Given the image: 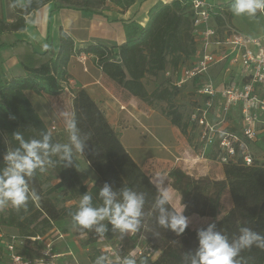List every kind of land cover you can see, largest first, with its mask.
<instances>
[{"label": "trees", "instance_id": "16d2710c", "mask_svg": "<svg viewBox=\"0 0 264 264\" xmlns=\"http://www.w3.org/2000/svg\"><path fill=\"white\" fill-rule=\"evenodd\" d=\"M135 1L23 0L21 5L18 0H9L14 17L10 21L4 20L0 8V37L24 31L27 26L26 17L48 3L54 4V10L71 9L98 14L106 2H111L124 11ZM213 1L226 11L229 23L238 28L233 23L231 11L235 0ZM191 3L192 0H173L169 4L159 1L149 10L148 21L144 26L135 21L123 24V44L117 46L96 43L79 50L96 57L104 78L116 84L126 95V100L134 98L147 105L165 102L167 108L163 114L182 134L187 131L189 121L183 119L182 113L172 102L179 88L170 78H166L164 86L160 88L157 85L153 91L148 92L143 80L147 75L166 74L169 70L178 72L192 61L198 46L193 34ZM215 21L221 27V19L215 17ZM2 48L11 49L19 57L24 76L8 79L0 74V175L10 166L5 159L7 154L18 149L23 152L20 141L15 138L17 133L25 142H43L44 136L48 135L47 155L43 151L38 154L55 173L59 182L51 186L47 194L62 190L69 201L89 194L94 208L104 206L99 192L105 184L117 193L118 202H123L122 192L125 189L142 195L144 204L141 216L138 217L140 223L130 239L133 245L142 240L147 246L136 255L135 264H192L199 248V231H206L213 224L216 226L214 231L226 236L230 243L239 237L242 228H249L264 237V165L255 162L246 165L242 150L235 146V155L222 164L224 179L221 181L193 178L179 168L169 170L167 177L181 196L184 213L211 219L202 227L191 229L187 226L183 233L176 234L170 227L159 224L157 200L161 193L151 177L125 150L119 133L110 126L95 101L85 90L77 89L71 92L72 115L69 122L75 123V134L85 145L83 152L79 153L97 177L90 187L84 185L79 179V164L73 152V163L66 167L68 161L62 159L66 144L54 138L25 94L26 91H32L37 96L53 98L64 93L68 78L66 68L75 54L72 38L60 28L58 50L54 51L49 44V49L43 54L36 52L26 41L0 38V49ZM197 81L195 78L193 83ZM237 130L230 129L235 133ZM66 131L70 138L71 130L67 127ZM57 145L60 146L59 151L53 152L51 149ZM216 146L217 142L210 147L211 159H216L219 154ZM39 173L40 167L34 170L32 177L37 179ZM226 192L232 207L221 215L222 199ZM202 193H206L204 198L199 197ZM26 195L28 199L21 207L17 208L12 204L4 208L0 206V232L3 228H12L21 238H28L45 235L52 229L50 221L34 205L29 190ZM164 207L168 212H176L169 202ZM75 212L71 208H62L59 218L72 219ZM104 227L106 231L103 234L92 233L86 244L95 243L101 238L111 241L114 230H119L108 219ZM151 251L159 253L156 259L152 258ZM5 256L4 246L0 245V264L6 263ZM237 259L240 264H264V249L253 245L242 250ZM88 263L120 264L116 260L109 261L105 254L101 255L94 249L88 256Z\"/></svg>", "mask_w": 264, "mask_h": 264}, {"label": "rangeland", "instance_id": "374dc122", "mask_svg": "<svg viewBox=\"0 0 264 264\" xmlns=\"http://www.w3.org/2000/svg\"><path fill=\"white\" fill-rule=\"evenodd\" d=\"M18 2L21 5L24 3L23 0H18ZM0 8L4 20L10 21L13 19L14 13L9 2L6 3L5 8L0 4ZM232 20L242 31L253 36L261 33L262 24L264 23V19L257 14L254 18H249L246 15L236 16L233 14ZM1 38L9 40L11 34L2 35ZM168 72L171 71L169 70ZM166 78H170L174 81L176 75L172 73L170 76H167L164 73L160 74L155 80L147 78V80L144 81L145 87L148 88L149 91L157 85L161 88V86H164V80ZM151 83H155L154 86ZM112 86L115 94H117L120 99L127 101L126 95L121 92L116 84L112 83ZM177 90L178 92L173 97L172 102L182 113L183 119L188 122L196 104L200 102V98L194 95L191 82H188L185 86ZM68 91L70 90L67 89L62 95L53 98L43 96L38 97L33 94L30 96L31 103L54 138L59 142L66 144L72 150L74 158L79 164L77 171L79 179L84 185L90 187L96 181L97 177L83 159L82 155L76 151L75 146L66 131L72 115V94H69ZM129 107L132 109H145L148 114H151L152 126L154 128L151 133H148V131L143 128L135 129L140 131V135L145 142L150 143L151 140H153L158 148H162L161 152L142 154V156H139V160H141V169L151 177L152 182L159 189L161 195L165 191L167 192L170 198L169 204L175 211H179L187 218L188 226L191 229L206 225L211 220L210 218L201 217L195 214L186 215L184 213V206L181 204V196L179 192L174 189L171 180L166 174L173 168H179L193 178H208L211 182L224 179L223 166L217 158L211 159L209 156L211 148L208 147L206 141L202 139L201 130L189 121L185 134H182L180 131L178 132V130L170 124L169 119L163 114V111L167 108L165 102H156L152 105H147L140 100L133 99L131 101L129 100ZM216 112L222 116L217 110L213 111L209 117L212 122L217 119ZM238 124L239 120L237 114L233 112L231 118H228L226 122L222 123L221 127L226 130H233L238 127ZM51 127H54L55 130L52 131ZM176 135L178 137H176ZM254 140L255 141L248 144L246 152L250 154L252 160L251 164L255 162L256 164L264 165V131L260 132L257 139ZM166 141L171 143L169 146L172 150L173 147H177V151L182 152L184 156L189 153V156L194 158L193 162L196 165L191 169H186L182 165V162L176 161L171 155L166 157L163 153L165 152V150H163V145H165ZM181 143H185V151L181 148ZM151 156L153 157L151 158ZM25 181L32 197L33 195L37 197V199H33L34 205L42 212L43 217L47 218L52 224V229L48 231L47 236L44 238V242L53 243V251L57 253L69 254L62 257V264H89L88 256L92 253L93 249L99 251L101 255L105 254L109 261L116 260L117 262H120V264H125L126 260L130 259L134 261L136 255H138L140 251L145 250L147 245L144 241L140 240L133 245L130 239L132 232L127 230L121 232L120 229L114 230V235L111 241H105L101 238L97 242L87 245L86 242L91 234L99 233L96 229L101 225L105 226L106 219L93 225L91 228H84L75 224L72 219L61 220L59 218L60 210L62 208H71L72 210L77 211L80 198L69 201L62 190H58L50 195L47 194V190L51 188V186L57 184L59 179L44 162L40 166L38 178L34 179L32 176H25ZM205 194L206 193H202L199 197L204 198ZM10 205L11 202L1 208ZM222 205L223 210L221 215L232 207L228 192L223 196ZM0 233L2 235L0 238V245L2 246L7 243L11 235H17V231L12 228H3ZM60 236H62V238H60ZM25 247L23 245L21 251H26V254L37 252V248H34L35 246H28V244H25ZM151 255L153 259H156L159 253H152L151 251Z\"/></svg>", "mask_w": 264, "mask_h": 264}, {"label": "built area", "instance_id": "2783aa9c", "mask_svg": "<svg viewBox=\"0 0 264 264\" xmlns=\"http://www.w3.org/2000/svg\"><path fill=\"white\" fill-rule=\"evenodd\" d=\"M191 9L197 51L187 66L166 75H176L173 84L177 88L191 82L193 93L200 102L189 121L201 130L208 147L217 142L218 161L221 164L227 162L238 146L245 164L251 165L250 154L246 152L248 144L264 131V23L260 35L252 36L230 24L226 11L213 0H192ZM257 15L264 19V12L258 11ZM215 17L221 19V27ZM216 68L222 73L220 85L214 84L215 77L210 73ZM195 78L197 83H193ZM212 110L222 115L216 112L217 122L209 118ZM233 112L239 120V134L221 127ZM51 130L55 128L51 127ZM47 234L28 238L11 235L4 245L5 264H62V257L69 254L53 251V243L44 242ZM25 244L35 246L37 252H22Z\"/></svg>", "mask_w": 264, "mask_h": 264}, {"label": "crops", "instance_id": "0c3cea01", "mask_svg": "<svg viewBox=\"0 0 264 264\" xmlns=\"http://www.w3.org/2000/svg\"><path fill=\"white\" fill-rule=\"evenodd\" d=\"M159 1L169 4L173 0H136L130 8L124 11L113 3L106 2L103 10L98 14L71 9L54 10V4L48 3L27 16L25 30L12 33L9 39L10 41H26L36 52L43 54L49 49V44L54 51L58 50L59 30L62 28L72 38L75 46V54L70 58L66 68L68 78L65 90H70L68 91L69 94L77 89H83L88 93L100 110L103 111L110 126L119 133L123 147L140 168L141 160H139V156L162 151V148H158L153 140L150 143L145 142L140 135V131L135 129L143 128L151 133L154 130L151 114H148L145 109L130 108L129 100L131 101L134 98L127 99V101L120 99L113 91V82L104 78L96 57L81 53L79 50L89 44L96 43L117 46L123 44L125 42L123 24L135 21L144 26L148 21L149 10ZM7 2L9 0H0L3 8H5ZM219 71L217 68L210 71L215 77V85H220L222 73ZM0 74L5 75L8 79L24 76L20 59L11 49H0ZM159 75H147L143 81H146L147 78L155 80ZM151 84L154 86L155 83ZM155 88L156 86L151 91ZM146 89L151 92L148 88ZM25 94L31 103L30 96L34 93L26 91ZM214 122H217V119ZM176 137L178 136L176 135ZM170 144L169 141H166L163 145V150H165L163 153L166 157L171 155L176 161L182 162L186 169H191L196 165L193 162L194 158L190 157L189 153L184 156L182 152L177 151V147H173L172 150ZM184 144H180L183 151H185Z\"/></svg>", "mask_w": 264, "mask_h": 264}, {"label": "clouds", "instance_id": "9594fccd", "mask_svg": "<svg viewBox=\"0 0 264 264\" xmlns=\"http://www.w3.org/2000/svg\"><path fill=\"white\" fill-rule=\"evenodd\" d=\"M231 11L236 16L246 15L254 18L258 11L264 12V0H235ZM67 127L72 132L70 139L76 151L83 152L85 145L75 134V123L69 122ZM15 138L20 141L23 152L18 149L15 152H9L5 157L10 166L0 175V206L10 201L14 207L18 208L28 199L25 176L31 177L34 170L42 165L43 160L38 153L43 151L47 155L49 136L45 135L43 142L37 140L25 142L18 133ZM59 149L60 146L57 145L51 150L57 152ZM62 159L68 161L66 167L73 163L72 150L67 145L64 146ZM99 195L103 198L104 204L100 208L92 206L91 195L85 194L80 198L78 210L72 215L75 224L91 228L100 221L108 219L121 232L137 230L140 223L138 217L141 216V207L144 204L142 195L125 189L122 192L123 202H118L117 193L108 184L104 185ZM33 199L37 197L33 195ZM169 199L165 191L157 200L160 211L159 224L170 227L176 234H181L187 228L188 220L179 211H166L164 205L169 202ZM215 227L213 224L206 231H199V248L192 259V264H240L237 257L242 250L251 248L253 245L264 249V237L249 228H242L239 237L230 243L226 236L214 231ZM96 231L103 234L106 228L101 225ZM125 264H135V262L129 259L125 261Z\"/></svg>", "mask_w": 264, "mask_h": 264}]
</instances>
